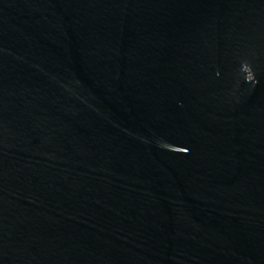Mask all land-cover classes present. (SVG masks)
I'll use <instances>...</instances> for the list:
<instances>
[{
	"label": "water",
	"instance_id": "95a60500",
	"mask_svg": "<svg viewBox=\"0 0 264 264\" xmlns=\"http://www.w3.org/2000/svg\"><path fill=\"white\" fill-rule=\"evenodd\" d=\"M0 264H264V0H0Z\"/></svg>",
	"mask_w": 264,
	"mask_h": 264
}]
</instances>
